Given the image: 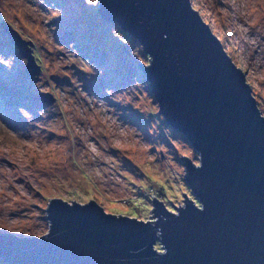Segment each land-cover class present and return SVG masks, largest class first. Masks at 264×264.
I'll return each instance as SVG.
<instances>
[{
    "label": "rangeland",
    "instance_id": "obj_1",
    "mask_svg": "<svg viewBox=\"0 0 264 264\" xmlns=\"http://www.w3.org/2000/svg\"><path fill=\"white\" fill-rule=\"evenodd\" d=\"M190 3L244 72L264 116V0ZM97 9L98 0H0V21L32 42L42 69L33 82L0 27V232L45 234L49 198L92 199L141 220L153 218V197L171 210L182 192L193 198L180 155L195 164L198 155L158 113L139 67L149 56ZM40 91L56 101L43 104Z\"/></svg>",
    "mask_w": 264,
    "mask_h": 264
},
{
    "label": "water",
    "instance_id": "obj_2",
    "mask_svg": "<svg viewBox=\"0 0 264 264\" xmlns=\"http://www.w3.org/2000/svg\"><path fill=\"white\" fill-rule=\"evenodd\" d=\"M97 12L149 56L139 67L158 113L198 155V164L180 155L193 198L182 192V204L171 210L153 197L148 220L106 212L92 199L49 198L47 232H0V261L264 264V116L244 72L190 0H98ZM0 27L37 82L42 69L32 42L4 19ZM37 98L47 106L56 101L48 91Z\"/></svg>",
    "mask_w": 264,
    "mask_h": 264
},
{
    "label": "trees",
    "instance_id": "obj_3",
    "mask_svg": "<svg viewBox=\"0 0 264 264\" xmlns=\"http://www.w3.org/2000/svg\"><path fill=\"white\" fill-rule=\"evenodd\" d=\"M122 32V31H121ZM123 34H125L124 33V31L122 32ZM126 35V34H125ZM126 37H128L127 35H126ZM128 39H130V40H132V38L131 37H128ZM236 65V64H235ZM238 67V66H237ZM0 264H5V263H3L2 261H0Z\"/></svg>",
    "mask_w": 264,
    "mask_h": 264
},
{
    "label": "bare ground",
    "instance_id": "obj_4",
    "mask_svg": "<svg viewBox=\"0 0 264 264\" xmlns=\"http://www.w3.org/2000/svg\"><path fill=\"white\" fill-rule=\"evenodd\" d=\"M33 51V50H32ZM35 57V56H34ZM36 59V58H35ZM37 61V60H36Z\"/></svg>",
    "mask_w": 264,
    "mask_h": 264
}]
</instances>
